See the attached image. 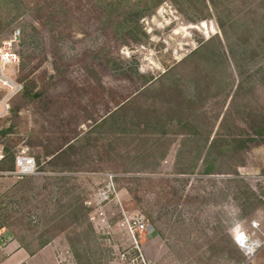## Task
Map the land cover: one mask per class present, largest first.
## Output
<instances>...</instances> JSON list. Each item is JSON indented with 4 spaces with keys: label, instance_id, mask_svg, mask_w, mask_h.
I'll use <instances>...</instances> for the list:
<instances>
[{
    "label": "rangeland",
    "instance_id": "374dc122",
    "mask_svg": "<svg viewBox=\"0 0 264 264\" xmlns=\"http://www.w3.org/2000/svg\"><path fill=\"white\" fill-rule=\"evenodd\" d=\"M15 29L0 169L45 173L0 176V264H142L115 205L92 223L107 171L146 264H264L233 239L264 232V0H0V42Z\"/></svg>",
    "mask_w": 264,
    "mask_h": 264
},
{
    "label": "built area",
    "instance_id": "2783aa9c",
    "mask_svg": "<svg viewBox=\"0 0 264 264\" xmlns=\"http://www.w3.org/2000/svg\"><path fill=\"white\" fill-rule=\"evenodd\" d=\"M20 42V30L15 29L8 37L0 42V89L4 95L0 98V117L8 112L9 99L22 89L21 82L17 81L10 73V68L19 60L18 46ZM5 157L3 145L0 143V165ZM35 158L24 152L15 156L13 167L9 170L0 169V176L12 174L18 177L43 174ZM101 183L95 190L88 205L92 207L91 220L95 229L109 233L110 222L108 207L115 205L119 211V219L116 224L120 230L129 237L131 251L136 254L140 263L146 264L144 252L141 250L140 236L147 230V221L141 212H130L124 208L120 191L117 188V176L115 172L107 171L101 174ZM235 244L240 251L251 256L264 246V232L258 220H252L249 230H236L233 236ZM121 252V259L127 260L129 250ZM57 264H73L70 251L61 248L56 254Z\"/></svg>",
    "mask_w": 264,
    "mask_h": 264
},
{
    "label": "crops",
    "instance_id": "0c3cea01",
    "mask_svg": "<svg viewBox=\"0 0 264 264\" xmlns=\"http://www.w3.org/2000/svg\"><path fill=\"white\" fill-rule=\"evenodd\" d=\"M162 250V248H159V251H161ZM20 251H22V250H20ZM23 252V251H22ZM29 255L24 251V254L23 255H21V257H20V259H19V262H22V261H26V263L28 264L29 262ZM30 259H39L38 258V256L35 254V255H32V257L30 258Z\"/></svg>",
    "mask_w": 264,
    "mask_h": 264
},
{
    "label": "trees",
    "instance_id": "16d2710c",
    "mask_svg": "<svg viewBox=\"0 0 264 264\" xmlns=\"http://www.w3.org/2000/svg\"><path fill=\"white\" fill-rule=\"evenodd\" d=\"M5 151V150H4ZM5 159H6V152H5V157H4V160H3V162L5 161ZM2 162V163H3ZM13 162H14V160H13ZM37 166H38V164H37ZM12 167H13V164H12ZM38 168H39V166H38Z\"/></svg>",
    "mask_w": 264,
    "mask_h": 264
}]
</instances>
